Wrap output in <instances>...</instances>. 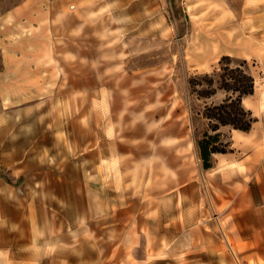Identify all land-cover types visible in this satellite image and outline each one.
Masks as SVG:
<instances>
[{
    "label": "rangeland",
    "instance_id": "1",
    "mask_svg": "<svg viewBox=\"0 0 264 264\" xmlns=\"http://www.w3.org/2000/svg\"><path fill=\"white\" fill-rule=\"evenodd\" d=\"M9 54L15 72L7 68ZM223 57L245 61L254 79V93L242 105L256 121L251 130L264 162V0H0V253L11 259L4 264H15V205L36 207L41 221L51 216L53 229L67 220L70 235L73 192L78 195L74 188L67 201L59 197V167L51 165V197L33 196L42 166L30 167L31 181L17 183L27 192L15 197L11 167H3L15 156V133L21 142L23 132L39 131L53 147L78 136L91 160L86 147L92 141L147 142L179 129L198 152L197 142L209 132L204 109L225 94L200 99L189 83L203 84ZM233 131L219 130L227 150ZM52 153L65 158L63 150ZM75 153L68 150V162ZM90 231L84 229V264L94 256ZM52 242L56 249L58 239Z\"/></svg>",
    "mask_w": 264,
    "mask_h": 264
},
{
    "label": "crops",
    "instance_id": "2",
    "mask_svg": "<svg viewBox=\"0 0 264 264\" xmlns=\"http://www.w3.org/2000/svg\"><path fill=\"white\" fill-rule=\"evenodd\" d=\"M8 50L14 53L15 45ZM13 55L4 58L7 68L15 72ZM233 132L231 151L212 155L209 170L202 168L195 144L185 141L179 129L171 132L172 137L158 134L147 142L92 141L86 147L91 160L78 136L74 142L53 147L39 131L23 132L21 142L15 133V156L3 163L11 167L15 197L27 192L23 184L31 177L26 172L40 166L43 175L37 178L39 187L34 184L33 196L40 191V196L51 197V165L59 167L54 180L59 197L67 201L69 189L74 188L78 195L73 192L70 235L67 220L53 229L51 216L41 221L36 207L15 205L12 260L15 264H84L80 251L84 229H90L87 238L94 256L89 264H264L261 142L252 130ZM56 149L63 150L65 158L53 156ZM68 150L76 151L75 162H68ZM30 151L37 152L30 155ZM21 179L23 184L18 186ZM3 185L0 178L2 190ZM55 238L57 247L52 249ZM120 252L123 259L118 257ZM10 260L1 250L0 264Z\"/></svg>",
    "mask_w": 264,
    "mask_h": 264
},
{
    "label": "trees",
    "instance_id": "3",
    "mask_svg": "<svg viewBox=\"0 0 264 264\" xmlns=\"http://www.w3.org/2000/svg\"><path fill=\"white\" fill-rule=\"evenodd\" d=\"M219 71L212 76L206 75L203 84L201 81L192 80L190 89L200 99H210L217 91H222L225 98L217 105L207 106L203 117L208 122L209 132L203 134L202 139L197 142L199 158L202 168L209 170L212 167L211 158L214 154H226L227 145L221 141L219 130L221 127H230L240 132H249L256 122L250 111L245 110L242 105L243 99L252 96L255 82L246 70L245 61H233L229 57H223L220 62ZM201 86V91L195 88Z\"/></svg>",
    "mask_w": 264,
    "mask_h": 264
},
{
    "label": "bare ground",
    "instance_id": "4",
    "mask_svg": "<svg viewBox=\"0 0 264 264\" xmlns=\"http://www.w3.org/2000/svg\"><path fill=\"white\" fill-rule=\"evenodd\" d=\"M70 9V8H69Z\"/></svg>",
    "mask_w": 264,
    "mask_h": 264
}]
</instances>
